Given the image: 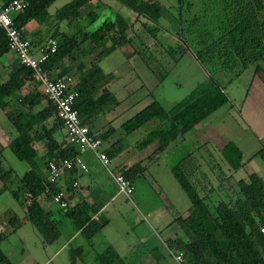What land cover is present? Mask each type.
<instances>
[{
	"label": "trees",
	"instance_id": "16d2710c",
	"mask_svg": "<svg viewBox=\"0 0 264 264\" xmlns=\"http://www.w3.org/2000/svg\"><path fill=\"white\" fill-rule=\"evenodd\" d=\"M2 1L8 3L12 0ZM55 1L32 0L24 12L14 15L16 25L23 29L26 39L24 27L29 22L47 24L49 33L54 20L55 23L73 20L79 16L83 6L102 0H73L52 14L49 8ZM118 1L136 14L135 22L140 18L145 20L142 23L145 33L162 47L165 46L159 43L157 32L168 31L169 28L176 29L178 36L185 32V38L179 37L182 45L170 47L165 53L178 62L173 51L179 49L184 55L191 50L207 70L209 78L171 109H166L154 99L119 128L111 127L100 133L96 129L99 120L120 105L108 86L114 75L106 73L100 61L119 49L133 47L130 32L134 21L121 15L112 20L105 18L104 12H91L88 24L80 26L74 33L54 31L52 38H58V48L45 61L44 68L52 76L54 72L58 73L54 77L71 76L74 79L72 88L78 92L75 107L81 122L102 139L101 150L110 159L129 146L142 151L155 145L150 158L166 152L172 142L183 141L198 123L229 103L225 89L235 77L252 65L264 72V0H177L174 7L178 11L177 18L170 14L171 6L165 7L160 0ZM99 19L103 21L94 27ZM134 33L140 42L143 41L144 47H149L141 36ZM46 34L41 39L42 44L46 42ZM8 52V40L0 28V59ZM86 56L92 57L89 59L91 66H88ZM219 72L228 76L227 81L223 79L225 86L218 78ZM30 84L34 85L33 88L24 93L23 89ZM38 87L41 88L33 71L18 60L9 78L0 83V108L6 111L8 121L16 131L9 147L30 167L22 177L15 176L12 168H6L4 148H1L3 190L9 191L20 205L26 206L27 219L44 244H52L64 235L69 239L76 232L91 243L101 234L109 219L101 213L98 219L95 218L100 206L87 198L73 201L78 170L89 173V168L87 172L77 166L64 169L58 184L50 186L47 196L53 199L52 193L60 187L71 201L67 211L60 209L63 212L60 220L54 218V213L46 210L40 202L48 186L49 162L75 158L79 154V146L66 140L56 107L47 101ZM14 97H18L13 103L17 112L8 108ZM44 100L47 101L45 106L42 105ZM137 132L144 135L132 142L131 138ZM212 150L202 155L194 151L171 166L191 207L187 214L173 220L178 224L180 234L167 241L168 248L182 252L191 264H264V177L248 172L246 178H234L233 173L243 169L246 161L239 147L229 141L219 150L221 163L210 165L212 176H215L212 180L203 169L202 162L206 160L205 153L212 156ZM259 156L264 161V148L259 151ZM144 168L142 163H136L121 174L132 183ZM62 179L64 187L59 186ZM62 224H66L63 229ZM68 245H72V240ZM73 249L78 257L85 255L84 247ZM0 264H11L2 252ZM93 264L136 263L129 262L112 245H108L95 252Z\"/></svg>",
	"mask_w": 264,
	"mask_h": 264
},
{
	"label": "crops",
	"instance_id": "0c3cea01",
	"mask_svg": "<svg viewBox=\"0 0 264 264\" xmlns=\"http://www.w3.org/2000/svg\"><path fill=\"white\" fill-rule=\"evenodd\" d=\"M162 1L160 0L163 5ZM123 13L124 15H120L125 19L131 18L133 21L136 19V14H134V12L127 7L123 8ZM143 22H145V20L140 18V21L137 20L134 25V27H136L134 30L136 33L138 32V35L142 33V28L144 31V26L142 25ZM140 25L141 29H138ZM24 31L27 38L31 41V43H33V46L39 47L43 42L41 41V39H43V35H45L48 31V25H40L36 21H31L24 27ZM143 36H145L143 38L144 40H154L147 33H143L142 37ZM37 42L40 44H37ZM130 47L131 46L117 50L123 53L124 58L120 65L115 67L110 73H123V69L128 62L125 52ZM115 52H113L112 55ZM188 54H190L191 57H194V59H197L191 50H188ZM16 63L17 58L11 51L0 59V83L9 78V75L14 69ZM200 64L199 67H201V69L208 74L204 66L202 64L200 66ZM250 67L245 69L238 77H235L232 80V83L240 79ZM252 67H254V75L253 78L250 79L249 86L246 89L247 91L237 97L228 96L229 103L204 119L207 120L210 118L206 124L202 123L204 120L198 123L194 129V134L192 135H197L198 139L200 137V139L206 140L205 143L208 142L211 143V145L214 144L218 150H221L229 141L234 142L241 150L246 161L244 168H246L248 164H251L255 159H261V161H263L259 156V151L264 148V72L260 70L258 71L257 67L254 65H252ZM57 74L58 73L54 72L53 75L55 76ZM218 78H221L222 81L223 79L225 81L228 80V76H225L220 72ZM229 84L230 83H228L227 86ZM28 90L30 89H27L26 86L23 89V92L26 93ZM17 98L18 97H14L8 107L9 110H12L13 112H17V109L13 106V103ZM237 98L239 100H237ZM46 104L47 101L44 100L42 105L45 106ZM117 109H119V107ZM117 109L105 116L107 117L105 121L109 123V121L114 120L113 118H116V116L113 115L116 113ZM0 110L2 111V115L5 114L6 116V111L1 108ZM218 112L219 114L212 118V115ZM103 119L104 118H101L97 123V130L103 131L104 127L101 126ZM4 120L5 119L0 116V149L4 148L2 151L3 153H5L6 149H10L9 143L16 135V133L11 129V126L7 125V122H3ZM154 148L155 145L149 146L142 151H138L132 146H129L120 154L111 158L110 164H112L115 168L120 169V173H122L123 170L126 171L136 163H142V166L145 167L143 172L132 181V184L135 187L133 194L136 191V181L144 180L150 183L148 180L149 178H152L154 182H158L159 179H163L168 181V183H163V189L160 192L173 190L177 195L176 200H178L181 210L177 209V212L173 215L170 223L162 228L161 231H158L146 222V217L143 213L135 210V208L129 212L128 204L121 199L124 197L126 201H129V198L119 192L116 182L114 191L112 193H108L105 192L102 185L98 183L96 179L89 175L90 170L89 173H84L78 170V177L75 180L78 186L75 187L73 194L74 197L72 196L73 201L82 197L87 198L89 202H94L100 206L99 213L94 216L95 218L98 219V216L101 213L109 219V223L103 228L101 234L99 235L102 236L104 241H100V243H98L99 236H97L91 243L86 242L83 238V241L76 246L84 247L85 255L83 258L88 256L93 257L96 251H100L108 245H112L121 256L125 257L131 263L166 264V258L163 253L157 252L160 249L166 255H168L169 252L166 250L167 242H164L163 244L164 250L161 248L162 236L165 234L168 241L180 234L179 226L177 223L173 222V220L180 215L187 214L188 203L184 205L185 199L187 200L185 197L186 194L180 188L176 178L170 170L172 163L169 165L165 162V160H162L163 158L159 157L160 155L150 158ZM246 150L251 151L246 153ZM40 151H42V149ZM88 153L90 152L84 153L82 157ZM94 155L98 159L95 153ZM168 159L171 162L172 159L170 157H168ZM160 162H162V165ZM257 163L260 164L259 166L262 170L257 174L264 177V165L262 162ZM4 164L6 163L4 162ZM237 172L238 171L235 173ZM250 172L256 173L254 169ZM3 184V181L0 179V223H6L7 226L4 233L0 236V252L9 258L11 264H48L56 254L60 253L64 250V248H67V245L71 242V240L73 244L79 239L81 233H74L69 239H67L65 244H63L59 249L53 250V255H51V252V256H49L50 246L42 242L35 228L31 226L32 224L27 219L26 206L20 205L9 191L3 190ZM59 186H63V179L60 181ZM7 193H9V196H7ZM40 202L46 210L54 213V218L57 220L62 218L63 212L60 210L59 206L53 202L52 197L47 196V194H43L40 198ZM144 224L146 227L144 226V229L138 230V226H143ZM149 242H152L151 247H145V245H149ZM140 244L145 248L142 253H138V250L140 249L138 247ZM130 257L133 258L131 261L129 259ZM78 261H81V259Z\"/></svg>",
	"mask_w": 264,
	"mask_h": 264
},
{
	"label": "rangeland",
	"instance_id": "374dc122",
	"mask_svg": "<svg viewBox=\"0 0 264 264\" xmlns=\"http://www.w3.org/2000/svg\"><path fill=\"white\" fill-rule=\"evenodd\" d=\"M73 0H56L49 8L50 13L55 14V12L61 9L66 4L72 2ZM162 1V0H161ZM163 5L166 7H170V14L174 15L176 18L178 17V11L174 8L177 5V0H165L162 1ZM123 8H125L118 0H102L101 2L93 1L91 4H86L79 10V16H77L73 20H65L60 23H55L53 21V26H50L49 33L46 34L47 40L52 37V34L57 29L60 32H66L69 34L74 33L79 29L80 26H85L88 24L89 14L91 12H95V14H101L104 12V17H110L115 19L116 16L120 14L124 15ZM135 16V15H134ZM171 18V17H170ZM131 19V18H130ZM174 19V18H173ZM103 19H99L95 26L100 25ZM135 21L133 22V31L130 32L131 38H133L134 44L133 47L128 48L126 53V58L128 60L126 66L123 69V73L115 74L108 83L109 89L116 95L118 100L120 101L119 109H117L116 113L113 116L116 118H112L114 120L105 121L107 117H104L102 120V125L104 127L103 131L113 127L119 128L124 122L133 117L136 113L141 111L147 105H149L154 99L160 101L162 105L166 109H171L176 103L186 98L194 89H196L201 83H204L208 80L209 75L199 67V62L194 57H191L190 54L185 53L181 55V50L173 51L175 54L174 57L178 59V62H174L172 55H167L165 50H168L170 47H178L181 46L182 43L179 41V37H186L185 32H181L180 35H177L176 29H168V31H160L157 32L159 43L164 45L165 47L160 46L154 40H144L142 34L145 33L142 28V33L140 31L141 40L146 41L149 44V47H144L142 45L143 41L140 42V39L135 36L134 27ZM58 24V25H56ZM138 29H141V25ZM138 34V32H137ZM58 40V38H57ZM141 43V44H140ZM134 48V49H133ZM136 49V50H135ZM90 56V55H89ZM88 56V57H89ZM92 56V55H91ZM85 57L88 66H91L90 58ZM124 56L121 51H116L110 57L107 56L100 61V66L104 69V71L110 73L115 67H118L123 60ZM197 60V61H196ZM201 66V64H200ZM253 70L254 67H250L240 79L230 82L228 86H226V93L228 96L237 97L242 93H245L247 87L249 86L250 79L253 78ZM69 74L72 75L70 72ZM223 86H225L223 81H220ZM34 85H27V89L33 88ZM26 87V86H25ZM39 90H42L38 87ZM237 100H239L237 98ZM220 112V111H219ZM213 114L217 116V114ZM0 116L5 120L3 122H7V125L11 126V129L15 131L13 125H11L10 121L7 120L5 114L2 115V111L0 110ZM119 114V115H118ZM210 120H204L202 123H205ZM201 123V124H202ZM100 133L103 131L97 130ZM194 130L187 134L182 141L172 142L170 146L167 148V152L163 154H159L162 160H165L169 165L170 163H174L175 161L181 159L182 157L192 153L194 151H198L199 155H202L204 152L208 153L209 150H212V156H206V160H203V169L211 175L212 180H214L215 176L210 171V165L215 166L221 163L222 159L220 158L219 150L214 144L205 143L206 140L199 139L196 136H192ZM144 134L137 132L132 136L131 141L140 139ZM208 144L209 146H203ZM251 150H246L248 153ZM4 155V161L6 168H13L15 176L22 177L24 172L28 170L29 164L25 161L18 159L15 154L11 151V149H6ZM168 157L172 160L169 161ZM84 162L88 165L90 170V176L98 183L102 185L105 192L112 193L115 188V181L113 179L112 173L115 175H119L120 169L115 168L112 164H110L109 169L104 167L100 161L95 157L94 153L90 152L85 154L82 157ZM214 160V161H213ZM207 161V162H206ZM257 162H262L261 159H255L251 164L244 169L239 170L234 174V178L241 179L246 178L248 172L256 171V173H260L262 171L260 169V164ZM162 165V162H160ZM218 163V164H216ZM209 166V167H208ZM227 164L224 163V168L227 169ZM171 170V169H170ZM112 173H111V172ZM165 171V170H163ZM150 183L144 180H138L135 182L136 191L134 194H131L128 198L129 201H126L124 197H122V201L126 202L129 206V212L133 208L135 210L143 213L146 217V222L161 231L166 225H168L173 218V215L176 214L177 209H180L178 204V200H176V193L171 191L160 192L163 188V183H168V181L159 179L158 182H154L152 178L148 179ZM162 183H160V182ZM214 193V199L217 198ZM9 196V193H7ZM187 200L185 199L184 205L188 203V209L191 207L190 200L185 195ZM120 199V200H121ZM131 217V216H130ZM129 217V218H130ZM63 228L66 227V224H62ZM33 226V225H31ZM146 225L138 226V230L144 229ZM83 236H79V239L75 241L72 245H67V248H64L60 253L56 254L48 264H93V257L88 256L86 258L77 257L75 255L74 247L80 244L83 241ZM68 236L64 235L58 241L48 244L50 246L49 256L53 255V250L59 249L63 244L66 243ZM100 241H104L102 236H99L98 243ZM164 242H167V236L163 234L161 248H163ZM152 242H149V245H145V247H151ZM168 248V245L166 246ZM140 248L138 253L144 252L145 248L143 245H139ZM166 248V250H168ZM52 252V254H51ZM158 253H163L166 258V264H176L173 258L164 254V252L160 249L157 251ZM51 254V255H50ZM81 259V261H78ZM130 261L133 259L129 258ZM135 260V258H134ZM165 260V259H163Z\"/></svg>",
	"mask_w": 264,
	"mask_h": 264
},
{
	"label": "built area",
	"instance_id": "2783aa9c",
	"mask_svg": "<svg viewBox=\"0 0 264 264\" xmlns=\"http://www.w3.org/2000/svg\"><path fill=\"white\" fill-rule=\"evenodd\" d=\"M32 0H12L8 3L0 0V28L4 30L8 40L10 51L13 52L17 60L33 71L36 81L39 83L47 101L56 107L57 117L62 121L66 140L71 144L79 146V154L73 159H64L60 162L50 161L48 165L47 187L45 194L50 192V186L57 185L64 169H72L77 166L88 171V166L82 159V155L93 152L104 167L109 169L111 160L108 155L101 150L103 141L98 135L93 133L88 125L81 122L79 112L75 107L78 92L72 88L74 79L71 76L54 77L44 68L45 61L49 56L57 51L58 40L50 37L41 46L34 47L29 39L23 34V29L19 28L14 15L24 12ZM120 193L129 197L134 192V185L122 174H112ZM78 186L75 183V187ZM53 202L63 211L70 207V201L63 189L57 187L52 193ZM6 223H0V236L4 233ZM264 232V228H262ZM169 254L176 264L189 263L182 252L168 249Z\"/></svg>",
	"mask_w": 264,
	"mask_h": 264
}]
</instances>
